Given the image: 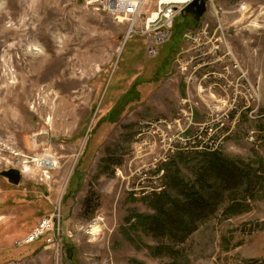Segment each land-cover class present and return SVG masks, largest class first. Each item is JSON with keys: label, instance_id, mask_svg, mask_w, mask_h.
<instances>
[{"label": "rangeland", "instance_id": "obj_1", "mask_svg": "<svg viewBox=\"0 0 264 264\" xmlns=\"http://www.w3.org/2000/svg\"><path fill=\"white\" fill-rule=\"evenodd\" d=\"M79 1L0 0V172H22L19 185L0 176V264H264V0H208L197 24L179 13L154 57L142 32L160 0H145L127 42L131 21ZM202 27L223 40L237 110L180 69L184 34ZM184 99L193 118L148 135L147 123L173 119ZM202 127L247 170L250 181L230 187L250 207L230 217L225 200L170 255L138 218L154 213L148 199L175 167L196 181L206 153L183 150L181 134ZM42 157L57 163L49 182L37 169ZM44 217L52 222L43 238L20 246Z\"/></svg>", "mask_w": 264, "mask_h": 264}, {"label": "built area", "instance_id": "obj_2", "mask_svg": "<svg viewBox=\"0 0 264 264\" xmlns=\"http://www.w3.org/2000/svg\"><path fill=\"white\" fill-rule=\"evenodd\" d=\"M191 1L192 0H183L180 3H172V0H169L168 3L165 4L162 3L165 2L164 0H160L158 2V10L156 11L157 13L154 12L147 20L145 29L142 32L148 36L147 54L149 57L156 56L158 53V47L171 39L175 18L189 3H191ZM83 2L87 6L96 7L98 10L102 9L107 11L114 17L115 20L119 21L120 17H122L123 19H126V21H131L132 26H130L125 41L127 42L128 38L131 37L135 32L133 25L137 20L136 18L138 17V14L142 10L145 0H83ZM114 3H116V5H114ZM118 3L121 5L120 8H118ZM125 5L127 7L126 9ZM155 13L160 15L154 18ZM222 41L223 40L221 38H214V36L211 35V30L208 27L187 30L183 38L184 45L186 44V49L182 52V54L186 56L187 61L180 66V69L186 80L195 81L198 83V91H205V89L212 91L215 97L222 98H219V100L224 102V107H230L237 110L239 107H241L239 106L240 103L237 99L239 93V82L238 80L235 81V78L233 77L229 67L224 66V57L219 55V51H221L223 48ZM222 65L223 67H221ZM188 66L192 68V72L187 71ZM219 68H221V71H219ZM231 92L235 96L233 100L226 98L229 97ZM190 103V101L184 99L181 102L182 109L171 120L160 119L159 121L147 123L151 131L148 135H170L173 131L172 129L181 126L182 122H189L193 118V115L189 112H192V106ZM232 109L229 111L231 114L233 112ZM239 115L240 113L235 115L233 122L238 120ZM224 118L227 121L226 124L230 123V117L228 114ZM225 127V121L223 120L221 123V128L223 131ZM203 131L204 129L202 127L201 131L195 134H181L186 135L183 137L182 149L189 153L216 152L223 140L221 142H219V138L210 140L208 135H212L213 130H210L207 136L203 135L205 134ZM222 137H224V135ZM174 151L175 149L172 148L173 153ZM44 160L49 162L50 166H45L43 163H41ZM53 160L54 158L49 159L48 157L36 159L38 166L37 169L39 170V173H41L42 180L45 182H49L51 180L52 174L55 168H57V163ZM164 173V170L159 172L155 177L156 180L157 178H161ZM164 188L159 187L156 190L154 188L147 189H152L153 192H159ZM51 222L52 218L44 217L33 229L30 235L25 239V241L20 244V246L33 244L40 241L45 233L49 230Z\"/></svg>", "mask_w": 264, "mask_h": 264}, {"label": "trees", "instance_id": "obj_3", "mask_svg": "<svg viewBox=\"0 0 264 264\" xmlns=\"http://www.w3.org/2000/svg\"><path fill=\"white\" fill-rule=\"evenodd\" d=\"M178 26L175 25V32L179 30ZM204 153L206 156L196 174V181H185L175 167L174 174L165 176V191L154 193L148 199V205L154 213L138 218L139 225L149 235L166 239L170 246L167 247V253L170 255L177 252L173 246L184 244L198 230L199 224L214 215L225 200L230 204L224 214L230 217L246 213L250 207L246 197H233V187H230L233 182L250 181L247 170L217 151ZM169 188L175 196L168 192ZM243 193L247 194L248 190L245 189Z\"/></svg>", "mask_w": 264, "mask_h": 264}, {"label": "water", "instance_id": "obj_4", "mask_svg": "<svg viewBox=\"0 0 264 264\" xmlns=\"http://www.w3.org/2000/svg\"><path fill=\"white\" fill-rule=\"evenodd\" d=\"M84 3L83 0L79 1ZM207 2L208 0H192L182 11L184 15L191 16L195 23H198L204 14L207 12ZM0 176L7 179L13 185H19L22 179V172L18 169H10L8 171L0 172ZM75 248H70L67 250L68 258L71 260Z\"/></svg>", "mask_w": 264, "mask_h": 264}, {"label": "bare ground", "instance_id": "obj_5", "mask_svg": "<svg viewBox=\"0 0 264 264\" xmlns=\"http://www.w3.org/2000/svg\"><path fill=\"white\" fill-rule=\"evenodd\" d=\"M165 2H162L163 4H165V3H168V1L169 0H164ZM183 0H172V3L173 2H175V3H180V2H182ZM124 3V2H123ZM114 5H116V3H114ZM121 7V5H120V3H118V8H120ZM127 7H126V5H125V9H126ZM157 13V12H156ZM154 14V18L155 17H158L160 14ZM124 20H126V19H123L122 17H120V19H119V21L120 22H123ZM32 50H34V51H37V52H40V50H39V48H37V47H35L34 49H32ZM7 77H9V76H7ZM5 79V78H4ZM5 81V80H4ZM48 104V103H47ZM69 105V104H68ZM62 107V106H61ZM61 107H60V110H61ZM70 107V106H69ZM67 115H66V113H64L63 114V116L62 117H66ZM41 162V161H40ZM41 163H43L45 166H50L49 165V162H47L46 160H44V161H42ZM26 171H28V170H26ZM25 171V172H26ZM97 232V230H95V233Z\"/></svg>", "mask_w": 264, "mask_h": 264}, {"label": "flooded vegetation", "instance_id": "obj_6", "mask_svg": "<svg viewBox=\"0 0 264 264\" xmlns=\"http://www.w3.org/2000/svg\"><path fill=\"white\" fill-rule=\"evenodd\" d=\"M185 16H187V15H185ZM187 17H191V16H187ZM192 18V17H191Z\"/></svg>", "mask_w": 264, "mask_h": 264}]
</instances>
